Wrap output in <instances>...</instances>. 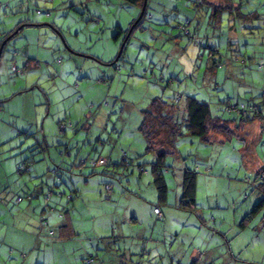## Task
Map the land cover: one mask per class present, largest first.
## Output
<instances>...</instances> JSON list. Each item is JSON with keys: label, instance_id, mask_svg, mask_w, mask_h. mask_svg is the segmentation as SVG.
I'll list each match as a JSON object with an SVG mask.
<instances>
[{"label": "rangeland", "instance_id": "1", "mask_svg": "<svg viewBox=\"0 0 264 264\" xmlns=\"http://www.w3.org/2000/svg\"><path fill=\"white\" fill-rule=\"evenodd\" d=\"M154 1L151 0L152 6ZM160 2L164 4H157L161 9L174 5L182 11L172 9L175 16L156 15L146 19L143 27L133 29L122 56L115 64H108L118 53L124 36L131 31L132 20L139 15L140 8L136 5L125 0H0V42L4 32L18 24L29 23L7 40L0 56V264H77L74 258L64 255L60 237L51 233L62 220L59 212L72 205V200L66 197L70 190L68 185L62 183L61 177L49 173L47 165L56 163L49 157L44 142L49 143L56 157L62 156L53 144L66 140L63 126L69 136L77 130L76 137L67 143L73 156H65L66 164L70 165L69 161L83 146L87 148L76 159L78 165L72 169L76 175L63 170L59 173L67 183H71V177L75 178L79 186L85 187V192H93L99 179L110 178L119 187L118 181L123 185L127 179L126 172L139 175L137 163L143 162L150 168L154 153L130 159L134 153L128 152L126 158L131 166L122 165L123 173L119 170V174L109 177L102 173L101 164H91L94 153H89L101 151L111 136H119V139L106 145L101 157L108 156L113 144L118 146L123 141L131 144L133 139L139 142L140 138L144 147L140 132L135 131L136 138L127 130L131 124L128 118L138 117L135 114L156 95L172 102L179 93V105H182L185 95L190 94L207 101L212 113L228 118L237 114L228 110L225 100L260 101L264 114V11L261 19H231L228 25L229 21L224 20V24L220 20L212 21L208 15L210 10L197 5L195 0ZM249 10L251 7L246 11ZM187 17L191 19L187 27L190 34L194 32L193 38L177 26L178 21ZM148 21L162 32L150 28ZM117 25L122 31L114 39ZM211 43L217 45L219 53L211 54ZM238 55L250 58L245 63H226ZM27 56L39 62L25 69ZM218 56L222 63L211 69L212 57L218 60ZM103 77L107 80L101 79ZM252 81L262 90L252 88ZM86 122L90 123V130L99 131L100 139L96 141L94 136L84 135L88 128L82 126ZM183 129L186 131V127ZM164 135L163 131L159 132L157 136L162 138L158 139H164ZM261 138L255 146L264 162V124ZM255 141L251 140L246 147L253 149ZM177 143L185 155L171 154L166 158L173 165L168 177V193L174 200L175 187L182 176L180 168L185 163L197 166V205L207 212L206 222L201 224L190 212L167 206L169 223L165 220L162 225L173 232L164 233L167 243L172 245H164L160 240L158 245L163 250L157 255L152 249L151 255H146L149 264H169L170 256L174 258L173 264H188L190 258L186 255L193 253L197 245L202 246L198 264H264V207L251 212L262 195L252 184L254 174L242 177L247 169L246 163L240 162V137L235 135L221 152L217 143H200L189 134L180 137ZM26 157L34 158L35 162L30 170L19 172L18 167ZM83 158H88L87 162L79 164ZM214 163L217 173L212 167ZM79 169L84 176L79 175ZM91 171L94 172L90 174ZM149 175L152 179L150 171ZM101 185L105 190V185ZM34 187H43L46 192L54 187L57 191L48 201L45 192L30 198ZM63 187L65 194L59 195ZM144 189L149 210L150 202L157 201V192L153 184L144 185ZM122 201L126 203V199ZM70 212L73 214L72 210ZM77 214L75 212L74 216ZM145 215L150 223L147 211ZM245 217V225L241 227L240 221ZM90 236L93 234L85 235L86 244ZM121 238L115 239L116 247H122ZM21 252L25 257L20 256ZM128 256L134 260L137 254ZM79 264H83L81 258ZM125 264L131 263L127 259Z\"/></svg>", "mask_w": 264, "mask_h": 264}, {"label": "trees", "instance_id": "2", "mask_svg": "<svg viewBox=\"0 0 264 264\" xmlns=\"http://www.w3.org/2000/svg\"><path fill=\"white\" fill-rule=\"evenodd\" d=\"M125 2L136 5L138 8H140V12L137 18H134L131 22V31L124 36L120 46L123 43L122 51L118 55L116 54L115 58L111 59L108 64H115L116 61L122 56L123 53V48L125 44L128 42V39L131 37V34L133 32V29L137 26H144V21L146 19H153L156 15L162 17H165V15H176V12L182 11V8L177 7V6H170V8H165L161 9L157 6V4L164 5L160 0H155L154 5L152 6L151 0H146L144 8L142 9V6L144 4V0H125ZM197 5H204L206 6L210 11L208 13L209 18H211L212 21H218L220 20L221 22L224 20L229 21L228 25L230 24V20H241V21H248L252 20L254 18L261 19L262 14L264 11V0L263 1H257V0H195ZM247 4L248 6L244 5ZM251 7V10L246 11ZM172 9H176V12H171ZM148 26L154 31L157 32H162L161 28H157L156 26H151V22L148 21ZM189 22L191 23L190 17H187L184 21H178L177 26L180 28V31L183 33H186L189 37L193 38V34H190L191 31L188 30V24ZM248 24V22H246ZM29 23H26L24 25H28ZM19 25V24H18ZM14 27L15 29L19 28V26ZM22 25V24H21ZM23 25V26H24ZM157 25V24H155ZM146 26L145 28H148ZM22 27V26H21ZM21 27L18 29V33L21 29ZM117 30L114 33L113 37L116 39L119 35V33L122 31V28L119 27L118 25L116 26ZM230 28L232 27L231 25L229 26ZM10 29L6 32H4L2 36V40L7 37L8 35H11L15 29ZM128 30V29H127ZM14 33V34H15ZM12 34V35H14ZM12 35L10 37H12ZM9 37V38H10ZM8 40V39H7ZM6 40V42H7ZM2 42V41H1ZM0 42V44H1ZM5 42V43H6ZM4 43V45H5ZM1 48V53L3 51V47ZM120 48V47H119ZM209 49L212 51L211 54L214 53H219V49L215 43L209 44ZM250 56H237L233 59L230 58L229 61L226 63H234V61H237L238 63H245ZM59 61L61 59V56L58 58ZM39 60L35 57H29L27 56L25 58V62L23 64V68L31 67L32 64L38 63ZM222 61L220 60L218 56V60L212 57V66L211 69L216 67L217 65L221 64ZM13 65H17V62L14 61ZM116 67H119L117 64ZM258 68L260 69L261 66L259 65ZM101 79H106L105 77ZM252 88H259L262 90L260 87H256L254 85V82L252 81L251 84ZM259 95V94H258ZM257 95V96H258ZM5 100V99H4ZM173 101H168L163 98L161 95H156L150 99V101L147 103L146 106H144L142 109H140L141 113V120L137 126V130L140 132L142 138L145 141L144 147H142L141 152H136L134 153L133 156H130V159L136 158L138 156L143 155V153H148L152 152L155 154V158L151 160L150 162V170L146 168V166L141 163H137V169L139 171V174L142 173H148L149 171L152 176L151 183L156 189L157 192V201H153V211L156 214H160V208L162 205H167L168 201V190L169 186L167 183V178L166 175L168 172H171V169L173 165L167 161V156L171 154H178V155H185L180 151V148L178 147V139L184 135H191L194 137L198 138V141L200 143H212L211 136L214 133H219L221 134L225 139L224 142H229L233 140V137L237 135L239 137V133L237 132L238 128L240 127L239 124L247 121H252L256 118H261L264 116L262 113V109L260 106V101L257 103H248L245 101H236L234 102L233 100H225V106L228 108V110H231L235 112L237 115L232 118L228 117H223L219 114H214L211 111V107L209 103L205 100L199 99L193 95L187 94L185 95L184 102L182 105H179V102L181 100V95L177 93L173 99ZM2 102V100H0ZM247 111H251V114L248 115ZM239 118V119H238ZM238 119V120H237ZM90 123L86 122V124H83V128H90L89 125ZM183 126L186 127V131L183 129ZM82 128V129H83ZM88 130V131H87ZM64 132V137H66V140H60V142L53 144L55 148L60 149V154L62 155V160L60 162H54L56 163L55 166L48 167L49 173H53L56 175L58 178L61 177L62 183H65L69 186V192H66V197L68 201L73 200L76 195L79 193L80 188L75 185L74 181L71 180V183H67L66 179L61 176L59 172H62L61 170L67 172V173H72L73 165H78L76 163V159L78 158V154H75L73 160L69 161L70 165L66 164L65 161H63L64 156H68L70 151H68L69 146H67V143H71V139L73 138V134L77 131L75 130L71 136L68 134V129L63 126ZM163 131L165 133L164 139H158L157 134L159 135V132ZM89 129H85L84 135L87 137L89 136ZM162 138V137H160ZM86 141V140H85ZM45 146L47 148V151H49V143H47L45 140ZM65 144V147L60 148L59 145ZM128 152L127 150L123 147L120 149V158L118 160H113L109 159V157H101L100 155H95L92 157L91 164H101L103 169L101 170L102 173L106 174L109 177H112L114 173L119 174V170H122L121 172L123 173L124 169L121 168L122 165L124 167H130L131 162L126 158ZM50 157V155H49ZM88 158H83L82 162H79V164H85L87 162ZM35 162L34 158H29L26 157L24 159V162L20 167H18L19 172H22L24 169L30 170L32 167V164ZM67 165L69 167H67ZM71 166V167H70ZM25 167V168H24ZM182 170V176L180 180V194L177 198V201L174 202L173 207L177 208L178 210H183L186 212H190L193 214L197 220L201 223L204 224L206 222V211L200 210L197 201V174H198V167L195 165H191L188 163H185L181 168ZM209 168H206V171H208ZM94 171H91L93 173ZM121 173V174H122ZM128 175H126L127 179L122 180L125 181V183L122 185L121 181L119 185H122L125 187L127 180L131 182V177H136L137 175L132 176L133 171L131 172H126ZM131 173V176L129 175ZM76 175V173H73ZM170 175V173L168 174ZM253 181V186L258 190V193L262 195V197L254 204L251 212L256 213L259 211L262 207H264V164L257 169V171L254 174V179ZM113 180L104 178L103 184L106 186L107 184L110 185V189L107 190L106 187L104 188V192L106 195H110L111 192L113 191V184H115ZM54 187H56L55 184H53ZM54 187H51L47 192L43 190L42 188L37 189L36 187L33 188L32 192H30L29 197L32 198L34 195L38 196L40 192H45L46 196L45 199L48 201L51 198V195L54 194L57 190H54ZM59 195L65 194L64 190H61L58 192ZM18 200L21 199V196H18ZM50 207V205L48 204ZM71 206H65V209L62 212H59L61 218L65 216L67 212L70 211ZM155 208H158V212L155 211ZM50 209H54L53 206L50 207ZM248 215V214H247ZM246 216V215H245ZM43 219V217H41ZM62 221V220H61ZM246 217L242 218L240 221L241 227L245 225ZM60 226H63V223L60 224ZM51 233H54V229L51 230ZM68 237V234L66 235ZM71 236V235H70ZM69 236V237H70ZM68 237V238H69ZM112 238L113 240H106L109 243H115L117 242L115 239L117 237H120V235L115 234V235H110L107 236ZM105 237V238H107ZM103 238V237H102ZM104 238V239H105ZM168 239V238H167ZM167 239L163 235L161 239V242L164 245L170 246L171 243H167ZM170 239H172V236H170ZM101 240V237L98 238V241ZM103 240V239H102ZM91 241V239H89ZM227 244L228 240L226 239ZM116 247V246H115ZM195 247H198L200 250L202 246L197 245ZM120 247L117 246L115 248V254L114 256L117 258L119 261L118 264H125L127 259L130 261L131 264H149L148 258H146V255H151L152 249L151 248H146V246L142 245V247L138 249L137 253H132L124 250L123 248L119 250ZM168 250V248H166ZM230 249V248H229ZM147 250V251H146ZM146 251V252H145ZM176 251V250H175ZM231 251V249H230ZM161 252L156 251L157 255H160ZM100 254V253H99ZM128 254H137V256L132 260L131 256L126 257ZM232 254V252H231ZM188 255V254H187ZM22 257H25V253L21 252ZM97 254L89 253L87 252L84 255H81L80 258L83 261V264H93L95 261ZM172 258V256H170ZM202 257V251H198V253L191 257L188 264H198V261ZM171 262V261H170ZM169 264H173L172 262Z\"/></svg>", "mask_w": 264, "mask_h": 264}, {"label": "crops", "instance_id": "3", "mask_svg": "<svg viewBox=\"0 0 264 264\" xmlns=\"http://www.w3.org/2000/svg\"><path fill=\"white\" fill-rule=\"evenodd\" d=\"M136 117L134 120L128 118V122H131L129 125V133L130 135H134L136 138H138L135 134V131L137 132V126L141 120V113H136ZM122 117V115H121ZM264 116L261 118H256L252 121L243 122L238 128L237 132L239 133L240 141L242 142V146H239V151L242 152L240 160L241 163H243L246 167V171L242 175V177H250L252 174H255L257 169L261 167L264 162L260 157L258 156L256 152V143L262 139L261 133L263 131V120ZM126 124H124L125 126ZM90 127V126H89ZM255 127V128H254ZM89 129V136L92 138L94 136L95 140L97 141L100 139L99 131L97 130H90ZM141 135V134H140ZM253 135L255 137H253ZM256 135L258 137H256ZM76 137V132L73 134V138ZM88 137V136H87ZM119 136H116V138L111 136V139L107 144L103 145V148L101 151H93V152H86L94 153L95 155H102L104 151V147L106 145H110V142L114 139L117 141ZM142 137V136H141ZM254 138V139H252ZM139 145L136 142V140L133 139L132 143L123 141V145L119 143L118 146H115L116 144H113V148L108 151V156L111 161L118 160L120 158V149L125 148L127 152L136 153L141 152L143 143L141 142L140 138ZM212 142L217 143L219 145L220 152L223 150L227 142H224L225 138L219 134L214 133L211 136ZM251 140H256L253 146V149L250 150V148H247L246 145L250 146ZM231 142V141H229ZM86 141L84 140V145ZM92 143V142H88ZM117 143V142H116ZM83 146L79 150V154L83 153L84 148ZM95 147V146H94ZM247 149H249V152H247ZM48 155H50L51 159L54 160V162H60L62 156L56 157L55 151H47ZM70 158L73 156V153L70 151L69 155ZM66 157H63V161L66 162ZM219 161L216 160V163ZM216 163L213 164V168L215 169V173L218 171V167ZM226 163V162H225ZM241 165V164H240ZM48 167H51L50 165H47ZM77 166V165H76ZM67 167H69L67 165ZM71 167V166H70ZM72 167H75L73 165ZM80 176H84L82 173V169H79ZM209 171V170H208ZM170 172H168L169 174ZM74 175L73 173H70ZM77 174V173H76ZM145 176L139 174L136 177H131V182L129 179L126 182V186L123 187L122 185L116 186L117 183L113 184V191L110 195H106L103 188L102 183L104 180L99 179V185L95 187V191L93 192H85L83 186H79V183L75 178L71 177V180L74 181L75 185L80 188L79 193L76 195V197L72 200V205L70 207V211L72 210V213L69 211L63 216L62 221L63 226H57V228L54 229V234L56 233L57 236L60 237L59 244H61L64 248V255L67 256V258H74L73 260L79 264L80 263V256L86 254L87 252L97 254L95 261L93 264H118L119 261L114 256L115 254V246L114 243H109L104 238L107 237V235L110 232V235L118 234L120 237H122L123 244L122 247H120L119 250L122 248L126 251H130L132 253H137L139 247L141 248L142 245L146 246V248L155 249L156 251L162 252L163 248L160 247L159 239H161L162 231L163 235L167 239L168 237L164 233H173L171 230H167V226L162 225V222L166 220L167 224L169 223V213L170 209H166L167 206L172 207L174 202L177 201V198L180 194V180L179 177L177 186L175 187V198L174 200H171V195L168 193V204L166 206H162L160 208V214H156L153 211V201L150 202L149 210H147V202L148 201L145 198V189L144 185L149 184L151 185V177L148 173H143ZM166 175L167 183L170 178V175ZM169 177V178H168ZM102 182V183H101ZM144 184V185H143ZM28 185V184H27ZM69 187V186H68ZM63 190L65 191L66 188L63 187ZM88 190V189H87ZM122 199H126V203L122 201ZM174 201V202H173ZM149 203V202H148ZM53 210V209H51ZM177 210V209H176ZM145 211L149 213V217L151 218L150 223L149 220L146 219ZM77 212V215L74 216V213ZM180 217V216H179ZM93 219L95 222L93 223ZM168 220V221H167ZM79 221V222H77ZM92 221V224H90ZM82 223V224H81ZM174 227V226H172ZM167 231V232H166ZM68 234V237L66 236ZM87 234H93V237L90 236L91 241H87L88 244L85 242V235ZM96 237V238H94ZM102 238L104 240H97L98 238ZM94 238V239H93ZM95 239L97 240L95 242ZM70 240V241H68ZM172 245V244H171ZM101 249V252H98V250ZM231 252L232 248L230 247ZM100 251V250H99ZM147 251V250H146ZM145 251V252H146ZM193 253H189L186 255L189 258L193 257L200 251L198 247H194L192 250ZM100 253V254H99ZM233 253V252H232ZM170 261L174 262V258L170 257ZM170 262V263H171ZM177 264V262L175 263Z\"/></svg>", "mask_w": 264, "mask_h": 264}, {"label": "water", "instance_id": "4", "mask_svg": "<svg viewBox=\"0 0 264 264\" xmlns=\"http://www.w3.org/2000/svg\"><path fill=\"white\" fill-rule=\"evenodd\" d=\"M145 1H146V0H144V4H143V6H142V9L144 8ZM24 24H26V23H23L22 25H20L19 28H20L21 26H23ZM19 28L15 29V30L13 31V33H11V35L14 34L15 32H17ZM11 35H8L7 37H5V38L2 40V42H1V44H0V53H1V48H2V46L4 45V43L6 42V40L9 39V37H10ZM122 47H123V43H122V45H121L120 48H119L118 55L121 53V51H122Z\"/></svg>", "mask_w": 264, "mask_h": 264}, {"label": "built area", "instance_id": "5", "mask_svg": "<svg viewBox=\"0 0 264 264\" xmlns=\"http://www.w3.org/2000/svg\"><path fill=\"white\" fill-rule=\"evenodd\" d=\"M105 187H106L107 190L110 189V185H108V184H107ZM158 210H159L158 208H155V211H156V212H158Z\"/></svg>", "mask_w": 264, "mask_h": 264}]
</instances>
